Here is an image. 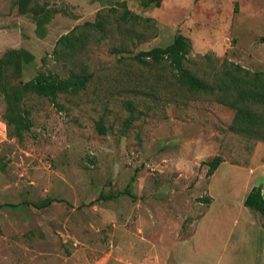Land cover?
<instances>
[{
    "label": "rangeland",
    "instance_id": "obj_1",
    "mask_svg": "<svg viewBox=\"0 0 264 264\" xmlns=\"http://www.w3.org/2000/svg\"><path fill=\"white\" fill-rule=\"evenodd\" d=\"M16 1L0 0V56L34 53L23 80L70 68L94 77L61 94L62 108L29 94L33 125L22 139L0 97V264L249 263L247 250L229 258L245 233L230 236L234 218L223 211L235 207L245 221L236 208L250 170L241 164L264 153V141L231 131L235 110L179 85L167 63L134 56L183 34L192 43L186 66L211 83L225 61L264 71V0H33L52 9L43 35ZM123 1L138 15L125 24ZM97 20L104 30L80 54L53 56L62 34ZM216 155L227 161L211 179Z\"/></svg>",
    "mask_w": 264,
    "mask_h": 264
},
{
    "label": "trees",
    "instance_id": "obj_2",
    "mask_svg": "<svg viewBox=\"0 0 264 264\" xmlns=\"http://www.w3.org/2000/svg\"><path fill=\"white\" fill-rule=\"evenodd\" d=\"M33 0H17L16 4L21 14L34 16L36 32L43 35L44 25L52 18V9L37 4L32 5ZM125 10L121 16L123 23L137 19L123 1ZM105 22V21H104ZM103 20L85 21L75 26L69 32L62 34L57 40L53 50V56L68 58L77 56L86 47L89 35L104 30ZM120 53V48L112 49ZM192 51V43L185 35L175 36L173 42L167 46H155L148 50H142L134 58L142 64L167 63L172 70L175 81L188 90L214 95L215 100L235 110L230 124V130L250 138L264 141V71L252 72L235 63H224V68L214 83L200 77L191 71L185 64L188 55ZM125 57H120L124 59ZM35 61V55L25 47L10 48L0 56V97L3 98L6 108L3 118L9 126H13L12 136L22 139L25 132L32 128L30 110L23 105L29 94H36L48 98L54 105L62 108L59 101L61 94H76L85 90L94 77V73L77 71L70 68L67 76L51 69L40 71L34 77L23 80L25 69ZM97 129L101 134L107 132L104 117H100ZM223 162L221 155H216L208 162V174L211 176ZM129 192V191H128ZM207 203L210 197L204 198ZM57 199H48L39 207H45ZM245 205L256 210L264 217V196L260 187H254L247 194ZM264 225V223H263Z\"/></svg>",
    "mask_w": 264,
    "mask_h": 264
},
{
    "label": "crops",
    "instance_id": "obj_3",
    "mask_svg": "<svg viewBox=\"0 0 264 264\" xmlns=\"http://www.w3.org/2000/svg\"><path fill=\"white\" fill-rule=\"evenodd\" d=\"M252 154L253 155L249 159L245 160V162H243L242 164L241 163L236 164V166H238L239 168H241L239 166L240 164L243 165L244 167L242 168H244L245 171L248 169L250 170V174L247 175L245 179V183H243L239 189L238 198H237L239 199V202L236 208L237 210H239L241 216L244 215L245 221L242 223L237 221L236 214L234 215L235 207L233 209H228L227 211H223V213L230 215L232 218H234L233 228L230 230V236L233 237L237 230L245 233L243 246H240L241 242L240 244H238L239 242L235 243L236 246L233 245L231 248L228 246V250H232L231 254H229V256L231 257L229 258H232L231 260H233L236 256H241V255L242 258H245L247 257V255L245 256L244 253L247 250L246 254L249 255V258H246V261H249V263L247 264H264V225H263L264 217L256 210H253L252 208H249L248 206L245 205L246 196L254 187H260L262 190V194L264 196V159H263L264 153L253 152ZM226 161L227 160H223V162H221L220 165H223ZM221 167L222 166H219V168L216 169L211 179L216 178L218 176V172L220 171L219 169ZM212 196H214L213 193ZM212 200H214V198H212ZM202 225L203 224L201 223L200 226ZM200 228H201V232L205 230L204 226L203 228L202 227ZM241 249H243V253L239 252ZM174 261L177 264H186L181 261L179 262L175 258ZM228 264L230 263L228 262ZM231 264H239V263L235 261L232 262Z\"/></svg>",
    "mask_w": 264,
    "mask_h": 264
}]
</instances>
